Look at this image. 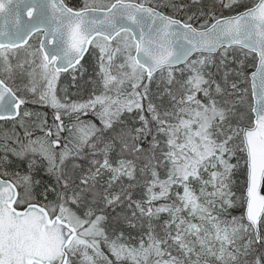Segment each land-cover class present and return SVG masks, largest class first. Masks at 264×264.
Returning a JSON list of instances; mask_svg holds the SVG:
<instances>
[{"label":"snow or ice","instance_id":"6c2138e0","mask_svg":"<svg viewBox=\"0 0 264 264\" xmlns=\"http://www.w3.org/2000/svg\"><path fill=\"white\" fill-rule=\"evenodd\" d=\"M0 121V264H264V0H0Z\"/></svg>","mask_w":264,"mask_h":264},{"label":"trees","instance_id":"16d2710c","mask_svg":"<svg viewBox=\"0 0 264 264\" xmlns=\"http://www.w3.org/2000/svg\"><path fill=\"white\" fill-rule=\"evenodd\" d=\"M211 0H204L205 5H209ZM247 2V0H245ZM64 3L68 4L69 6H76L78 4H82L83 0H64ZM195 9H193L194 11ZM227 14V12H225ZM203 22V18H199L198 20H194L193 23L195 26H199V23ZM37 38L38 36H34L30 40V44L32 46L37 45ZM231 60V57L229 58ZM84 65V68L86 69L82 74L80 72L75 73L76 80L74 81L72 79V73L69 71L66 74H61L60 81L58 82V88L61 89L59 91V95L62 97L64 95L63 90L66 89L68 96L72 100H86L93 92V89L95 87V90L97 93H99L102 89L100 88L98 84V77L95 75V72L93 71V68L95 66V61L93 58L86 55L85 59L81 62ZM249 66L245 69L246 72H251L254 69L251 67V61L249 60ZM230 67H235V65L230 64ZM247 86V85H245ZM152 91H153V99L156 103H159V101L155 100V93H156V84L151 85ZM250 101V97H249ZM28 108L37 113H47V119L49 122L52 120V110L50 108H46L39 104H29ZM82 119L86 121H92L93 123H96L97 126H101L99 120L96 118V116L92 113H89L88 116L82 117ZM136 120L135 113H125L122 122L127 125H131ZM12 125L11 123L6 122H0V132H3L5 130L11 129ZM10 159L13 160V166L19 169H23L24 165L16 161L14 157H10ZM139 196V193H137V197ZM235 214V213H234ZM125 235L127 236L128 232L130 231L132 236L137 235V231L134 229H128L126 226L124 228Z\"/></svg>","mask_w":264,"mask_h":264},{"label":"water","instance_id":"95a60500","mask_svg":"<svg viewBox=\"0 0 264 264\" xmlns=\"http://www.w3.org/2000/svg\"><path fill=\"white\" fill-rule=\"evenodd\" d=\"M25 18H27V17H25ZM35 35H37V34H35ZM39 35H40V34H39ZM33 36H34V35H33ZM82 61H83V60H82ZM82 61H81V62H82ZM69 71H70V70H69ZM62 74H65V73H62ZM0 122H5V121H0Z\"/></svg>","mask_w":264,"mask_h":264},{"label":"rangeland","instance_id":"374dc122","mask_svg":"<svg viewBox=\"0 0 264 264\" xmlns=\"http://www.w3.org/2000/svg\"><path fill=\"white\" fill-rule=\"evenodd\" d=\"M38 42V41H37Z\"/></svg>","mask_w":264,"mask_h":264}]
</instances>
